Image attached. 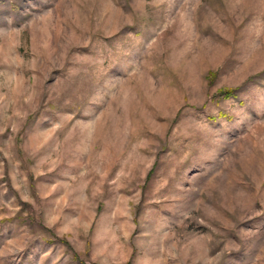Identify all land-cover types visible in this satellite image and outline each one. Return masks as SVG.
<instances>
[{"label":"rangeland","instance_id":"rangeland-1","mask_svg":"<svg viewBox=\"0 0 264 264\" xmlns=\"http://www.w3.org/2000/svg\"><path fill=\"white\" fill-rule=\"evenodd\" d=\"M0 264H264V0H0Z\"/></svg>","mask_w":264,"mask_h":264},{"label":"trees","instance_id":"trees-1","mask_svg":"<svg viewBox=\"0 0 264 264\" xmlns=\"http://www.w3.org/2000/svg\"><path fill=\"white\" fill-rule=\"evenodd\" d=\"M222 91H224L223 95H225V96H228L229 93L231 92V90H226V89H222ZM61 241H63V240H61Z\"/></svg>","mask_w":264,"mask_h":264},{"label":"crops","instance_id":"crops-1","mask_svg":"<svg viewBox=\"0 0 264 264\" xmlns=\"http://www.w3.org/2000/svg\"><path fill=\"white\" fill-rule=\"evenodd\" d=\"M199 255L202 256L203 254L200 253ZM198 259H199L198 256H195V257H194V260H198Z\"/></svg>","mask_w":264,"mask_h":264}]
</instances>
